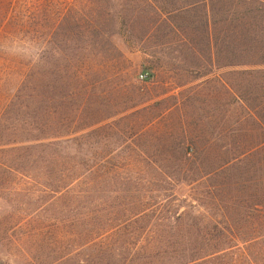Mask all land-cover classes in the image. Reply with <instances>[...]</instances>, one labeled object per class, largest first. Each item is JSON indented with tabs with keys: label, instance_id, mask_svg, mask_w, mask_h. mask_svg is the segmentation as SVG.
<instances>
[{
	"label": "rangeland",
	"instance_id": "1",
	"mask_svg": "<svg viewBox=\"0 0 264 264\" xmlns=\"http://www.w3.org/2000/svg\"><path fill=\"white\" fill-rule=\"evenodd\" d=\"M198 2L0 0V264H264L259 67L226 46L264 28L210 52Z\"/></svg>",
	"mask_w": 264,
	"mask_h": 264
},
{
	"label": "trees",
	"instance_id": "2",
	"mask_svg": "<svg viewBox=\"0 0 264 264\" xmlns=\"http://www.w3.org/2000/svg\"><path fill=\"white\" fill-rule=\"evenodd\" d=\"M216 1L217 3H213L212 7L210 8L207 4L208 2ZM241 1L237 0H202L201 3H203L204 7H200V12L203 13V25L205 28L206 33H208L209 36V44L208 49L209 51H213V49L216 50V44L218 42L212 43L211 31L212 29H216L219 27V25L226 24L229 28V25L232 27H236L238 30H242L243 33L250 32L251 30H260L264 28V5L263 4H257L255 7L248 8L247 6L241 5ZM264 2V1H263ZM200 2L192 4L189 6V8L196 7V10H199V6L201 5ZM221 4V8H217L216 4ZM242 9V10H241ZM190 11L187 8H182L181 10H177L176 14L179 16H188L186 13H189ZM237 24V25H235ZM1 28V26H0ZM216 32V31H215ZM237 35V34H236ZM234 35V36H236ZM233 36V37H234ZM245 39H248L247 37ZM248 43L249 40H247ZM264 41V40H263ZM261 41H255L254 45H251L249 47H243L242 51H240V56L238 54H235V45L233 44L236 42L235 39H233V42H228L226 44L228 53H230L229 59L230 62L227 64V67H237L239 65H242L240 62L244 59H250V62H248L247 66L252 67H259L257 70H245L241 72H237L236 76H240L244 79L241 80H247L246 83L249 88L253 89V92H249L251 95V98H246L248 113L246 114L247 118L253 119L258 124V129L261 132V135L264 136V105L259 104L257 106L252 105V100L255 99V101H259L261 97H263V93L261 90L264 91V42ZM214 42V41H213ZM218 49V48H217ZM245 54L248 56V58H245ZM238 61V62H236ZM44 64V59H40L39 63ZM245 63V62H244ZM208 71L210 68H208ZM150 78V75H149ZM23 82H26V79H23ZM235 83H229V85L234 89ZM24 85V84H23ZM258 92L255 93V92ZM261 92V93H260ZM248 94V93H247ZM246 94V95H247ZM4 114H8V112L5 110ZM2 120L0 119V128L2 126ZM72 129V128H71ZM72 130L71 132H66V134L61 135V137H72L75 134L79 133L78 130ZM83 138V136H82ZM78 139V138H75ZM264 150V141L260 144L258 151ZM251 154V152H250ZM249 154V155H250ZM246 154H244L245 156ZM218 173V172H216Z\"/></svg>",
	"mask_w": 264,
	"mask_h": 264
},
{
	"label": "built area",
	"instance_id": "3",
	"mask_svg": "<svg viewBox=\"0 0 264 264\" xmlns=\"http://www.w3.org/2000/svg\"><path fill=\"white\" fill-rule=\"evenodd\" d=\"M149 79V73H145V74H141L140 75V80L142 81V82H145V81H147Z\"/></svg>",
	"mask_w": 264,
	"mask_h": 264
}]
</instances>
